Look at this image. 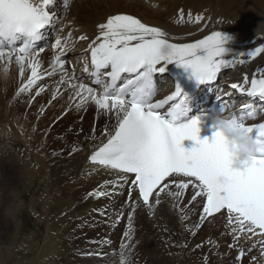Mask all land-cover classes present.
I'll list each match as a JSON object with an SVG mask.
<instances>
[{
	"label": "snow or ice",
	"instance_id": "snow-or-ice-1",
	"mask_svg": "<svg viewBox=\"0 0 264 264\" xmlns=\"http://www.w3.org/2000/svg\"><path fill=\"white\" fill-rule=\"evenodd\" d=\"M55 2L0 0V61L10 63L14 57L21 74L25 64L31 68V76L20 92L40 79L37 57L44 49H37L36 42L43 38L46 29L58 26ZM68 4L69 0H64L65 9ZM202 19L197 17L196 22ZM96 27L94 38L78 37L80 42H88L81 55L90 54V62L85 60L80 76L75 75L74 69L71 73L65 69L67 40L55 41L60 50L55 60L62 73L59 83L70 86L72 95L69 99L76 100L82 108L93 104L101 115L116 121L112 127L105 125L99 144L93 146L88 157L92 166L102 167L115 178L106 181L101 189L89 196L120 195L127 186L130 207L135 212L139 201L152 209L164 197L180 200L191 186V201L200 198L197 202L202 206L201 219L226 210L229 224L236 225L232 227L236 240H239L240 232L264 237V147L242 167H235L233 146L213 118L224 116L237 123L262 146L264 122L248 124L244 114L223 115L227 101H222L211 112L190 115L194 98L178 77H174L175 90L171 95L153 103L157 92L156 76L170 74V66L181 69L186 80L197 87L215 82L221 70L233 63L228 59L225 47L230 37L213 31L195 42H171L173 38L160 27L122 13L107 16ZM261 53H264V47L240 55L254 58ZM85 73L92 78L94 86L84 82ZM48 75H54V72ZM121 80L124 82L118 84ZM248 84L249 75L245 74L242 83L230 86L240 93L247 91L249 96L264 99V75L260 78L253 75L251 86L246 89ZM169 101H173L171 107L162 112ZM247 115L253 116V113ZM202 126L210 129V136L201 137ZM186 141L191 144L186 146ZM128 219L131 221L132 216ZM124 236L131 239V224ZM126 250L128 245L122 243L120 257ZM243 255L241 251L236 259Z\"/></svg>",
	"mask_w": 264,
	"mask_h": 264
},
{
	"label": "bare ground",
	"instance_id": "bare-ground-1",
	"mask_svg": "<svg viewBox=\"0 0 264 264\" xmlns=\"http://www.w3.org/2000/svg\"><path fill=\"white\" fill-rule=\"evenodd\" d=\"M62 1L56 0L55 2L54 10L57 15L67 13L62 8ZM89 1L91 0H81L80 3L68 4L69 6H76L75 17L71 19H69L68 15L59 16L63 23L71 24V28L70 26L69 28H64L65 32L63 33V36L69 37L67 45H69V42L76 43L75 41L80 35L94 38L95 34H97V24L103 22L109 15L131 14L150 26L160 27L173 38L171 42L191 43L197 39H203L213 31H220L228 37H232L233 40L228 41L232 46L226 48L235 54V56L230 55L228 57L233 63L217 76L216 85L208 87L212 94L218 93L220 87H228L232 83H242L245 74L249 75V84L253 75L256 78L264 75V53L254 58L240 55L257 47H264V0H193L192 3L187 2L183 5H180L179 2L171 3L167 0H104L98 1L97 4H90ZM151 1L164 7L165 10H160V7H153L154 5L152 6ZM104 4L106 7L103 6ZM217 8H220V12ZM181 10L184 12L183 16H181ZM189 13L191 16L188 15ZM197 17H202L203 19L197 23ZM87 43V41L81 42L78 49H71L70 59L65 62V69L69 73L72 72L71 66L75 69L76 62L73 58L83 53ZM48 52L51 54L49 59L44 55ZM39 57H41L39 60L41 69H46V67L50 66L51 71L48 73H51L55 68V58L51 49L44 50L42 56L40 55ZM242 59L244 60L243 64L240 63ZM69 61H72L73 64H69ZM75 72L76 76L80 75L79 71ZM58 75L59 79L55 84L59 86V92H62L61 94L63 95L65 90H70V86L59 83L62 78L60 70ZM55 76L47 74L45 78L47 77L46 79L49 81L54 79ZM162 81L166 80L161 78L159 83ZM84 82L88 83L87 81ZM162 85L163 83L160 84V86ZM5 87L7 86L0 82V90L5 89ZM162 88L160 87V91ZM44 89H47V87L45 86ZM228 91L229 89H226L224 92ZM224 92L222 90V94H225ZM69 97L68 100L66 99L69 102H65L66 106L64 105L66 113L59 121L60 125L68 126V131L63 133L58 141H54L55 145L53 141H48L46 137H42L40 125H37L35 130L31 132L25 127L19 128L16 124H10L7 121L8 118L6 119L4 116L7 110L4 107L0 109V174L3 175L5 184L10 182L20 187L31 185V183L34 184L37 179L42 178L43 182L46 183L44 192L47 202L44 208L45 218L49 219V223L51 222V228L48 227L51 229L50 232L54 231V234L50 233L54 237H51L50 241L65 239L67 251L71 253L74 250V253L79 256L84 255L86 257L85 264H116L119 262L117 258H120L118 247L116 246L117 237H115L116 234L108 236V233L117 224L118 217L120 215L123 216V214L128 215L131 210V202L127 203V186H125L120 195L99 198L89 196V193L101 189V186L106 181L115 177L102 167L92 166L88 159L93 146L99 144L101 131L105 128V125L112 127L116 121L108 115H101L93 104H88L82 108L78 106L76 100H70ZM230 99L235 102H237V99H241L249 106V111H253L255 114L259 112L256 111L258 109L257 99L240 97L234 90L230 91ZM2 103L3 100L0 97V107L3 106ZM46 111L48 110L46 109ZM11 138L19 140L26 145L25 151H29L30 165L32 164L33 166L31 165L30 167V165L22 161L18 162L17 155L15 156V152L11 150L12 147L9 142ZM31 141L37 142L36 149L33 148ZM5 142L9 147L4 145ZM40 186L38 185V188ZM109 190L111 191L110 187ZM22 193L17 195L12 193L11 208L23 198ZM192 194L190 186L188 190H185L184 196L178 201H175L172 197H164L161 203L155 205L152 209L138 203L137 209L140 210V214L136 217L145 218V224H147L146 227L149 231L152 228L156 235L165 241L164 243L169 244V247L172 245L175 251L173 254H177L180 249L179 243L174 244L171 242V236L175 232L179 234L183 232L182 234H184V231L186 233L190 229L191 232H196L197 236L206 233V235H212L213 237L217 234L219 225L217 221L223 220V224L226 223L225 215L222 214L207 220L200 218L197 221L201 216L202 206L197 202L200 199L199 197L197 201H191ZM133 195L135 197V193ZM150 201L154 203L152 198ZM42 205L44 206L43 203ZM129 215L131 214L129 213ZM56 219L57 222L53 225L52 221H56ZM134 221L136 220L134 219ZM196 221L197 224H195ZM89 222L99 223L98 230L101 231L102 229L103 232L100 238H96L91 234L90 238L92 237L93 239L87 240V237L83 235L86 232L84 225ZM128 223H131L129 219ZM225 226L228 229L226 230L227 233L232 231V227L228 228L227 225ZM52 228H54L53 231ZM137 234L140 235V233ZM244 237L247 238L246 235ZM262 239L263 237L255 236L252 240H248V243L264 250V246L259 245ZM105 241L112 242V245L108 247ZM75 243H78V247H80L77 250L74 249L77 246L74 245ZM166 246L168 247V245ZM256 249L253 247L252 250L255 251ZM172 257L176 258L177 256Z\"/></svg>",
	"mask_w": 264,
	"mask_h": 264
},
{
	"label": "rangeland",
	"instance_id": "rangeland-1",
	"mask_svg": "<svg viewBox=\"0 0 264 264\" xmlns=\"http://www.w3.org/2000/svg\"><path fill=\"white\" fill-rule=\"evenodd\" d=\"M98 1L104 0H91L89 3L97 4ZM167 1L171 3L179 2L180 5H183L187 2L192 3L193 0ZM78 2L80 3L81 0H69L70 5ZM103 6H105V4ZM152 6L160 7V10H165L164 7L158 4L152 3ZM62 8H64V6ZM64 10H66L67 13H61V16L68 15L69 19L75 17V5H68V8H64ZM217 10L220 12V8H217ZM66 24V27L69 28L70 26L71 28V24ZM43 52L39 53L37 57L38 61L41 59L39 56H42ZM49 52L44 54L48 59L51 55ZM54 65L55 68L52 72H55L54 75L56 76L54 79L47 81V77L45 78V76L51 71V68L48 66L46 69H41L40 62L37 67V72L40 73V79H37L31 88L24 92H20V89L27 84V80L31 76V68L25 64L23 74H21L20 65L16 63L14 57L10 63L0 61V82L4 86H7L5 89L0 90V97H2L3 100V106L0 107V109L4 107L7 110L4 114L5 118H8L7 121L10 124H16L19 128L25 127L31 132L35 130L37 125H40L42 137H46L48 141H53L55 145V142L62 137L63 133L68 131V126L60 125L59 121L66 113L65 106L66 103L69 102H67V100L69 93L71 96V90H65L63 95L61 94L62 92H57L59 86H56L55 83H57L59 79V75L57 76L59 66L56 64ZM42 85L44 87L46 86L49 92L47 89H44ZM226 89H228V87L224 88L223 92L226 91ZM229 91L231 90L229 89ZM37 93H39V95H37ZM54 94L55 99H53ZM46 109L48 111H46ZM4 121L6 120L4 119ZM56 126L57 128L55 129ZM9 142L12 147L11 150L15 152L14 155H17L18 162L22 161L30 165V153L28 150L25 151L26 145L19 140H13V138H11ZM31 143L33 148L36 149L37 142L31 141ZM4 145H6V142ZM43 181L42 178H39L34 184L31 183V185L20 187L10 182L5 184L3 175L0 174V264H85L86 257L84 255L79 256L77 253H74V250H72L71 253L67 251L68 248L65 239L50 241L52 239L51 237H53L52 234H54V228H52L53 232H50L51 222L49 223V219L45 218L46 213L44 212V208L47 202L44 192L46 190V183ZM38 185H41L40 188H38ZM4 191L5 193H3ZM12 193H16V195L22 193L23 198L17 201L15 206L11 208L10 205H12L13 201ZM129 213L133 218V220L131 219L133 225L130 223V240L124 236V233L129 230L130 224L128 223L127 217ZM129 213L128 215H120V218L118 217L117 224L114 225L111 229L112 231L108 233V236L116 234L115 237H117L118 241L116 246L118 247L119 256L122 243L128 245V250H130L132 255V264H264L263 248H257L251 244L249 245V241L243 236H239V240H236L234 238L235 234H233L232 231L229 233L226 232L228 229L225 225L227 224H223V220L217 221V224H219L217 227V234L213 237L212 235H206V233L197 236L196 232H191L190 229L187 230L186 228L187 231L186 233L184 231V234H182L183 232L181 234L175 232L174 235L171 236V242L174 244L179 243L178 246H180V249L177 254H173L175 251L172 245L169 247V244L164 243L165 241L159 238L152 228H150L149 231L146 227L147 224H145V218L140 219L136 217L140 214V210L136 209L135 212L130 210ZM200 218L201 216L197 221H199ZM134 219L136 221H134ZM197 221L195 224H197ZM56 222L57 219L56 221H52L53 225L56 224ZM98 225L99 223L96 224L92 222L84 225L86 232L83 233V235L87 237V240L93 239L92 237L90 238L91 234L96 238L101 237V233L103 232L102 229L101 231L98 230ZM137 233H140V235ZM220 238L221 240H219ZM54 243L57 244L55 245ZM105 243L108 247L112 245V242L105 241ZM74 245H77L74 248L75 250L80 248L78 247V243ZM166 245H168V247ZM171 247L172 249H170ZM253 247L257 249L253 251ZM128 250L125 252H128ZM241 251L244 252V255L237 260L236 257ZM172 256L177 257L173 258ZM205 257L207 259H205ZM119 259L120 258H117L119 262L116 264H120Z\"/></svg>",
	"mask_w": 264,
	"mask_h": 264
},
{
	"label": "clouds",
	"instance_id": "clouds-1",
	"mask_svg": "<svg viewBox=\"0 0 264 264\" xmlns=\"http://www.w3.org/2000/svg\"><path fill=\"white\" fill-rule=\"evenodd\" d=\"M213 122L233 146V164L242 167L246 161L255 157L262 146L254 136L243 132L237 123L224 116H215ZM120 264H132L131 252H125L120 257Z\"/></svg>",
	"mask_w": 264,
	"mask_h": 264
}]
</instances>
